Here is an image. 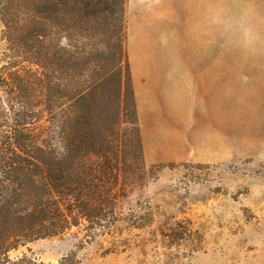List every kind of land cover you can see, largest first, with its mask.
<instances>
[{"label": "rangeland", "instance_id": "374dc122", "mask_svg": "<svg viewBox=\"0 0 264 264\" xmlns=\"http://www.w3.org/2000/svg\"><path fill=\"white\" fill-rule=\"evenodd\" d=\"M58 15L43 43L61 106L38 133L87 134L69 165L83 195L11 264H264V0H125L123 57L116 17ZM32 19L0 0V66Z\"/></svg>", "mask_w": 264, "mask_h": 264}, {"label": "trees", "instance_id": "16d2710c", "mask_svg": "<svg viewBox=\"0 0 264 264\" xmlns=\"http://www.w3.org/2000/svg\"><path fill=\"white\" fill-rule=\"evenodd\" d=\"M26 1L33 11L30 24L36 31L25 29L5 35L4 39L15 50L12 56L16 60L0 66V264H11L8 252L20 240L51 235L53 231H49L56 225L55 220L63 217L66 198L73 194L78 200L83 195L80 186L74 192L70 180L75 175L77 184L82 185L83 171L79 167L72 171L69 165L79 163L87 134L76 128L74 139L69 142L64 123L54 137L50 132L44 136L38 133L41 124H37L47 121L44 113L48 116L53 107L61 106L52 104L53 88L47 73L52 58L43 43L51 12H58L59 18L69 14L72 21L81 24L116 17L120 25L121 57L125 52V0ZM32 40L34 43H29ZM83 98L78 99L79 107ZM88 133L92 142L103 138L99 128ZM137 146L141 149L140 143ZM97 147L105 154L104 143ZM118 149L119 145L117 155ZM98 186L86 187L94 193Z\"/></svg>", "mask_w": 264, "mask_h": 264}]
</instances>
